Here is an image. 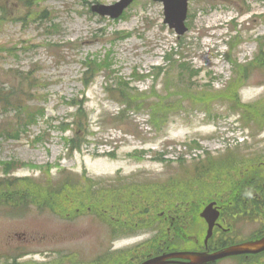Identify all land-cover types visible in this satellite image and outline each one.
<instances>
[{"label":"rangeland","instance_id":"obj_1","mask_svg":"<svg viewBox=\"0 0 264 264\" xmlns=\"http://www.w3.org/2000/svg\"><path fill=\"white\" fill-rule=\"evenodd\" d=\"M116 1L0 0L1 89L40 111L34 123L17 129L16 114L0 105V180L14 184L0 190V264H117L114 257L97 261L98 254L108 250H121V260L136 261L150 251L157 226H168L167 221L154 222L186 193L183 177L194 182L196 166L206 165L208 155L221 162L264 153V123L250 128L241 120L245 110L231 108L219 94L236 79L238 100L250 104L254 116L260 112L264 117V57L259 58L264 52V0H189V30L181 37L164 22V6L158 1L138 0L118 19L91 9ZM123 30L131 36L119 39L117 31ZM172 49L184 55L182 61L191 68L184 81L192 85L195 97L206 94L208 104L194 98L196 102H183L176 80H166L169 62L164 55ZM93 56H106L111 68L87 88L82 63ZM159 65L163 70L155 69ZM247 66V75L240 76ZM153 71L158 78L154 73L139 80ZM116 79L146 91L150 100L166 97L177 108L161 128L155 126L161 123L159 115L152 119L149 107L122 113L123 106L105 88ZM75 99L86 107L81 120L71 106ZM204 109L212 111L210 118ZM16 129L20 133L11 137ZM73 137L80 148L72 149ZM40 186L61 193L58 203L68 208L73 203L87 213L71 220L66 212L37 209L34 196ZM62 186L66 189L58 192ZM110 189L117 190L116 197ZM170 189L178 197L169 196ZM213 191L205 184L185 203L198 208L216 196ZM5 196L29 201L19 208L3 202ZM147 204L149 215L135 219L144 227L117 239L111 224L98 218V209L110 210L112 218L118 217L119 205L139 211ZM261 225L239 221L234 235L248 238ZM205 231L203 223H197L192 232L203 237ZM146 239L149 245L137 247ZM251 262L264 264V257L217 264Z\"/></svg>","mask_w":264,"mask_h":264},{"label":"trees","instance_id":"obj_2","mask_svg":"<svg viewBox=\"0 0 264 264\" xmlns=\"http://www.w3.org/2000/svg\"><path fill=\"white\" fill-rule=\"evenodd\" d=\"M130 33H126L122 38H125L129 36ZM94 58L91 59V57L87 58L84 61V65L86 68V71L84 72V80H85V86H90L91 82L96 78L100 73L109 71V68H111V60L104 57L99 56H93ZM264 57V52L261 51V55L259 58ZM184 59L183 55H180L177 59L170 58L168 60L169 62V72L167 74L166 80L168 81L170 78H174L176 80V86L175 89L178 90V92L183 96L182 101L186 102L187 104L191 102L196 101H203V104H208L206 101V94H202L201 96H196V91L193 90V87L191 84H189L187 81H184L185 78H187V75L185 72L190 73L191 68L187 65L186 61H182ZM248 69V70H247ZM163 70V67H159L158 71ZM249 66L244 67V70L241 71V74L244 72V74L247 75V71H249ZM155 78H158L159 75L157 73L154 74ZM191 77V76H190ZM193 77V75H192ZM118 78V77H117ZM2 86H0V105L6 106V104H10L14 106V110H16L17 114V120H16V126L18 128H24L28 125L35 122V118L38 116L36 111L33 107L21 103L19 100H13L11 95L3 91ZM168 88V87H167ZM166 88V90H167ZM107 90L114 96L118 101H120L122 104L125 105V109L123 112H127V110L132 109L135 107L134 110L136 111H143L146 110L148 107L151 110V117L152 119H155L156 115H159L157 117V120H160V124L155 122L157 127L159 125L165 124L173 111L177 108V104H174L171 107V103L166 102L167 99L164 97L162 99L156 98L153 100H150L149 96L145 93L146 91L140 92L137 88L130 85L129 82H122L118 81L117 79L115 83L110 82V85L107 86ZM239 90V83L237 80H232L229 82L228 86L224 91H221L219 94H222V98L226 99L229 103L231 108H234L236 110L242 109L245 110L244 114L241 116V120L247 122V126L250 128H254V126H257L259 124L264 123V117L263 115L258 112L257 115H253V111L255 109L250 104L241 103L238 95ZM203 92H206L203 91ZM209 97V96H208ZM194 98L195 100H192ZM73 106L76 107L75 116L77 119L81 120L83 117L87 115L85 104L82 100H74L72 103ZM168 105V106H167ZM167 106L168 109L165 107ZM254 106V105H253ZM181 107H184L181 104ZM205 110V109H204ZM207 113V117L210 118L212 116V111L209 109L205 110ZM40 111H38L39 113ZM253 112V113H252ZM216 114H219L217 112ZM155 121V120H154ZM79 125H82V122L79 121ZM10 128V127H8ZM14 128V127H13ZM12 128V129H13ZM264 128V127H263ZM262 128V129H263ZM16 129L15 134H10L11 137H17L20 133L19 130ZM69 128H65L64 131H67ZM87 135H85L86 137ZM70 145H72V149L74 148H80V144H76V138H71L69 140ZM264 154V153H263ZM263 154L259 155L257 158H249L248 160H244V158H237L234 157L232 159L228 158V161H221L216 162L215 159H213L210 155H208L207 160L208 163L206 165H197L196 170V179L194 182L192 180L187 181L184 180V183L186 184L185 194L178 195L174 193V190H177V183H174L173 189H170L168 191L169 196L172 198L178 197V202L176 205L170 206L169 211L170 213H175L176 218L171 225L172 232H168V230L162 229L161 232H159L156 237L154 238L155 245L153 246V250L156 252L159 249L158 242H160V246L162 245V242L166 241L169 243L170 248H177L182 247L183 244L180 243V241H187L188 236L192 233V226L189 225L187 222H190V219H194L199 210L202 208V206L198 208H191L189 205H187L185 202H189L190 198L193 196L197 190H199L202 186L205 184H209L211 187H213L214 191L212 193H216V196L212 198H217L218 200H224V201H230L234 200L238 203H244L245 199H257V197L253 196L254 193L264 194V156ZM234 160L235 163L233 164H227V162ZM247 165V166H245ZM244 166V167H243ZM225 171V172H224ZM216 179L215 182L207 183L205 182V179ZM226 178V180H225ZM207 180V179H206ZM222 182H226V185L222 184ZM222 184V186H221ZM14 184H6L5 180H0V190L5 188H11ZM230 185V187H229ZM224 186H227L225 189ZM229 187V188H228ZM137 188L141 190V187L138 185ZM198 188V189H196ZM66 189V187L62 186L58 189V192H62ZM225 189V190H222ZM53 188L46 189L42 186H40V189L36 190V194L34 196V201L38 202L39 208H52L55 210H59V212H66L70 214H76L77 209H80L79 207H75V204L70 203L69 208L65 206V204H62L61 202L58 203L57 201L61 199V193H55L53 191ZM110 195L112 197L117 196V190H109ZM201 195H198L199 198ZM264 197V196H262ZM130 196V200H131ZM6 201V202H5ZM29 199L23 200V196L18 197H4L5 203L12 202L15 206H20L23 203L26 205L28 203ZM1 202V201H0ZM186 204V206H184ZM240 206V205H239ZM127 207V205H125ZM82 210V209H81ZM192 222V221H191ZM228 241L224 242H216L214 245L216 248H220L225 246ZM213 246V242H212ZM110 258L108 256L106 257V261H108Z\"/></svg>","mask_w":264,"mask_h":264},{"label":"water","instance_id":"obj_3","mask_svg":"<svg viewBox=\"0 0 264 264\" xmlns=\"http://www.w3.org/2000/svg\"><path fill=\"white\" fill-rule=\"evenodd\" d=\"M133 0H121L120 2L113 5H96L93 7L94 10L98 11L102 15H110L115 18L120 16L124 9ZM165 3V21L170 24L171 27L176 28L179 34L186 32L187 27L185 25V19L188 12V0H161ZM216 203H210L201 213V215L207 220L209 224L208 234L205 242L208 243L209 238L213 234V229L216 224L220 212L214 207ZM264 250V237L259 240L248 241L226 247L222 250L209 253V252H197V251H177L170 254H164L151 258L142 264H166L173 262L171 258H184L189 259V264H206L210 261L237 254L244 253H257Z\"/></svg>","mask_w":264,"mask_h":264},{"label":"flooded vegetation","instance_id":"obj_4","mask_svg":"<svg viewBox=\"0 0 264 264\" xmlns=\"http://www.w3.org/2000/svg\"><path fill=\"white\" fill-rule=\"evenodd\" d=\"M230 221L232 222V218L230 219Z\"/></svg>","mask_w":264,"mask_h":264}]
</instances>
